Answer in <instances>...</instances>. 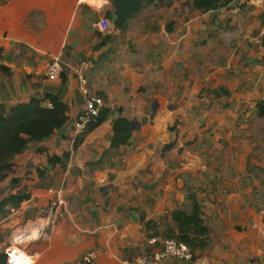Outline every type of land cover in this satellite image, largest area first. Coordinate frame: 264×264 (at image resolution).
<instances>
[{"label": "crops", "instance_id": "1", "mask_svg": "<svg viewBox=\"0 0 264 264\" xmlns=\"http://www.w3.org/2000/svg\"><path fill=\"white\" fill-rule=\"evenodd\" d=\"M102 18L110 23L106 33L96 29ZM113 22L111 0H0V105L9 110L35 99L50 108L48 97H56L67 117L16 156L0 180V203L29 194L0 214V264L13 243L35 264H84L90 252L95 264L149 256L163 239L178 241L172 214L190 213V196L208 229L189 247L195 256L264 264V213L251 202L255 180H238L252 167L264 173V156L248 167L250 148L232 145L246 133L239 128L244 113L257 116L264 105L258 5L221 0L202 14L191 0H178L145 8L124 31ZM53 61L62 72L50 81ZM92 97L102 99L104 119L76 134L73 122ZM119 117L134 130L127 144L110 150Z\"/></svg>", "mask_w": 264, "mask_h": 264}, {"label": "trees", "instance_id": "2", "mask_svg": "<svg viewBox=\"0 0 264 264\" xmlns=\"http://www.w3.org/2000/svg\"><path fill=\"white\" fill-rule=\"evenodd\" d=\"M175 1L178 0H111L114 12L113 26L124 31L129 21L145 8L170 7ZM191 4L195 10L203 14L216 10L221 5V0H191ZM262 44L264 45V41ZM48 100L51 103L50 108L43 107L41 102L35 99L29 104H20L9 110L0 105V180L10 172L16 156L22 154L30 144L50 137L66 122V106L56 97H48ZM256 111L258 117H263L264 105H258ZM104 116L105 112L100 111L86 130H92L103 121ZM131 126L132 122L123 117L113 121L110 150H118L127 144L131 136ZM16 183L17 180H12V185ZM28 199L29 194L25 191L9 195L0 203V214L4 215L10 209L18 208ZM189 199L191 212L175 211L172 217L179 230L178 241L195 248L197 238L205 236L208 229L203 225L200 205L192 196Z\"/></svg>", "mask_w": 264, "mask_h": 264}, {"label": "built area", "instance_id": "3", "mask_svg": "<svg viewBox=\"0 0 264 264\" xmlns=\"http://www.w3.org/2000/svg\"><path fill=\"white\" fill-rule=\"evenodd\" d=\"M235 2H252L258 5L262 16V28L259 32L261 40L264 39V0H229ZM110 23L102 18L96 23V29L99 33H106L109 30ZM83 68L87 66L82 64ZM61 66L57 61H53L46 68V78L50 81L56 80L61 73ZM50 106V105H49ZM103 101L99 97H92L86 100L81 113L73 122V129L76 134L86 131L88 125L98 117ZM61 203H52L50 209H53ZM156 240H151L154 244ZM5 264H35V258L29 254L18 243L9 244L3 249ZM95 254L87 253L83 258L84 264H95ZM175 260L185 264H214L205 256H195L193 251L184 243L174 239H163L159 243V249L149 256L139 257L135 260L126 261L124 264H155L162 260Z\"/></svg>", "mask_w": 264, "mask_h": 264}, {"label": "rangeland", "instance_id": "4", "mask_svg": "<svg viewBox=\"0 0 264 264\" xmlns=\"http://www.w3.org/2000/svg\"><path fill=\"white\" fill-rule=\"evenodd\" d=\"M146 14L143 13L141 16H138L137 18L142 21L146 17L151 15V12L146 10ZM139 21V22H140ZM193 25V24H191ZM190 25V26H191ZM177 46L175 47V49ZM180 49V48H177ZM180 50H176L175 52L178 53ZM185 64V63H184ZM186 65V64H185ZM198 68H200L199 65L196 67H193L191 69V73L193 74V77H198ZM150 110L152 111V107H150ZM244 113V119L241 120V125L240 129L241 132H246L242 137L241 140L239 141H233V147L235 144H237V149L242 150L243 148H246L247 146L250 148L249 155L246 160V165L250 167V164L253 162H258L260 163L261 161H258V159L255 161V156L260 154L262 155L260 158L264 156V116L263 117H257L256 114H251V115H245ZM243 127V128H242ZM236 142V143H235ZM232 147V149H233ZM216 158L220 157V154H214ZM220 159H223L224 164H226V157L223 155ZM254 159V160H253ZM230 160V158H229ZM228 160V161H229ZM227 161V162H228ZM233 164H238L240 163L238 160V157H233L232 159ZM234 166V165H233ZM253 169L251 170L254 173V176L251 171L249 173L251 174H242L239 172L238 174V180L243 181L244 183H251L252 180H255V192L253 193V199H251V202L253 203V206L256 208L258 212L264 213V188L261 186L263 183L261 181H264V173H260L256 167H252Z\"/></svg>", "mask_w": 264, "mask_h": 264}, {"label": "water", "instance_id": "5", "mask_svg": "<svg viewBox=\"0 0 264 264\" xmlns=\"http://www.w3.org/2000/svg\"><path fill=\"white\" fill-rule=\"evenodd\" d=\"M133 130H134V125L131 126V131H133Z\"/></svg>", "mask_w": 264, "mask_h": 264}]
</instances>
